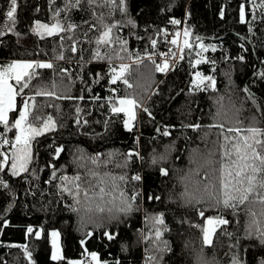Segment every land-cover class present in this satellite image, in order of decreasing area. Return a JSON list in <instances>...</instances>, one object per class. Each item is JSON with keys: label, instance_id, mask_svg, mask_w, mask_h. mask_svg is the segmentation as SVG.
Instances as JSON below:
<instances>
[{"label": "trees", "instance_id": "obj_1", "mask_svg": "<svg viewBox=\"0 0 264 264\" xmlns=\"http://www.w3.org/2000/svg\"><path fill=\"white\" fill-rule=\"evenodd\" d=\"M244 2L246 0H126L127 14H124L105 6L102 0L91 6L82 0L81 7L62 11L58 17L65 26L78 25L76 29L41 39L30 31L33 22L55 23L53 13L57 8H65L66 0H54L53 4L49 0H18L15 31L0 36V64L11 59L52 62L54 69L37 70L40 78L32 82L36 87L26 89V94L35 95L37 87L43 85L42 90H55L57 95L71 98L36 97L37 114L45 119L52 116L56 129L33 142V162L28 173L21 177H14L10 172L0 173V179L8 184L7 189L0 186V221H3L0 223V264H30L24 249L12 245H27L32 252L31 264H67V261L81 260L85 248L89 253H98L100 259L109 264H149V256H156L160 264H232L233 255H239L245 264H258L259 258L264 256V246L257 238H248L246 230L253 219L249 210L255 211L256 218L264 222V217H260L264 205L258 202L241 205L234 214L222 206L211 208L215 199H209L204 190V185H209L213 198L222 197L221 169L228 163L223 158V135H236L228 133L227 129L264 128V79L257 74L264 72V8L258 7L264 0H252L247 5L252 10L246 16L247 23H241L239 5ZM7 7V0H0V29L7 23L4 15ZM100 16L105 24L119 22L113 35L128 42L127 52L120 51L121 45L114 43L101 46V55H112L113 49L120 51L123 60H113L112 66L131 65L128 79L133 88L127 91L151 113L149 116L137 109L133 132L123 127V114H113L108 103L109 97L124 95L126 86L122 81L112 85L107 76L100 83H94L96 73L107 72L109 68L107 60L93 59L97 50L95 41L103 30L97 19ZM170 18L179 19L182 24L172 25ZM129 20L134 23L129 24ZM85 21L97 24V28L90 29ZM185 27L192 32V51H179L177 61L168 71L156 72L148 56L153 55L156 63L162 64L158 56L166 50L165 37L158 34L157 29L174 33L180 29L179 40L183 41ZM196 36L201 40L197 41ZM151 39L157 40L156 47L151 46ZM73 42L78 49L76 53L70 51ZM198 42L211 45L216 51L209 48L202 57L197 56L201 51ZM60 54L64 55V60L56 59ZM137 55L143 60L140 65L134 63ZM180 55L184 59H180ZM241 55L244 61L237 59ZM201 58L207 62L195 65ZM62 69H66L67 74ZM196 72L213 76L215 89L195 90L192 80ZM53 82L57 85L55 89ZM113 87L119 91H111ZM246 88L249 91H245ZM80 96L84 99H79ZM17 99L19 104L21 98ZM77 108L81 109L79 113ZM77 119L80 124L76 123ZM85 120L87 124L83 123ZM220 124L224 125L223 131L215 126ZM164 131L170 135H163ZM55 147L64 149L58 159L54 158ZM130 151L138 152L139 156L128 160ZM93 155L111 161L94 168L98 177L86 176V169L81 167ZM159 156L165 159L153 164V159ZM126 160L127 166H121ZM51 164L56 166L57 177L80 175L85 178L79 182L81 202L83 189L88 187L86 181L91 180L96 186L93 191L105 187L106 193H110L103 198L107 206H122V201L127 200L139 211L127 216L115 213L118 221L105 219L100 226L98 218L89 220L84 212L73 210L81 206L74 199L75 188L68 183L73 194L64 192L65 182L52 178ZM88 168L93 166L88 164ZM161 168L168 170L167 176L161 175ZM134 175L142 179L135 181ZM121 176L125 179L120 180ZM113 177L118 186L115 189ZM101 178L104 183L100 182ZM258 191L264 194V190ZM137 193L140 195L132 200ZM186 193L193 194L201 203L194 207L188 204ZM149 196L160 199L149 200ZM255 198L253 195L250 200ZM95 199L100 202L99 197ZM200 209L205 210L206 216L222 215L230 221L217 230L212 246L204 245L201 229L193 227L203 226L204 218L197 214ZM159 213L165 217L161 230L167 229L159 246L163 247L162 241L166 240L172 249L163 253L162 259L153 247V238L150 236L148 241H143L141 237V230L145 235L152 231L151 217ZM145 216L149 217L147 224ZM29 226L43 228L39 239L26 234ZM53 229L61 234L64 261H53L50 257L48 234ZM105 231L117 234V238L109 241L104 236ZM87 232L93 235L87 237ZM225 233L233 235L229 237ZM81 240L86 241L83 246Z\"/></svg>", "mask_w": 264, "mask_h": 264}, {"label": "snow or ice", "instance_id": "obj_2", "mask_svg": "<svg viewBox=\"0 0 264 264\" xmlns=\"http://www.w3.org/2000/svg\"><path fill=\"white\" fill-rule=\"evenodd\" d=\"M86 2L91 6L97 3V0H86ZM105 6L110 7L114 11H119L121 13L127 14V3L126 0H102ZM50 4L54 3V0H49ZM252 0H246V2L241 3L239 5V19L241 23H247L246 16L252 11L247 8L248 4H251ZM7 10L4 12V15L7 18V23L2 26L0 29V36H4L6 32H14L15 24H16V14L18 9V0H7ZM82 0H66L65 8L59 9L57 8L53 13V18L56 20L55 23L48 24L43 23L40 20H35L33 22V26L30 31L32 34L39 36L41 39L48 36H55L61 33H66L73 29H76L78 25L65 24L61 23L58 17L60 16L62 11H67L70 8L81 7ZM254 7H257L254 5ZM260 8H264V2L258 5ZM36 11L39 12L40 9L36 8ZM161 11H165V9H161ZM111 15V12L109 13ZM224 11L220 12L221 17L224 16ZM190 15V13H188ZM99 23L102 25L103 30L100 31L99 36L97 37L95 43L97 45V50L93 56L95 60H107L109 62V68L107 72H97V79L94 83H100V80L104 79L105 76L108 77V82L112 85H116L118 81H122V83L126 86L124 90V95H117L108 98V103L111 104V112L117 116L123 114V127L129 132H133L136 126L137 121V109H140L142 112L147 113L149 116L151 113L146 107H143L135 96L128 92V89L133 88V84L129 82L128 76L131 75V65L126 63H120L118 66H112V62L115 59L123 60V56L120 55V51L127 52V41L121 40L119 37L113 35V30L117 28L119 22L114 24H105L103 23V16L97 18ZM89 25L90 29H96L97 24L89 23L88 21L84 22ZM129 24H133L132 20L128 21ZM169 23L172 25H180L182 21L175 18H170ZM158 34H163L167 37V29H157ZM19 36L20 34L17 33ZM85 35H87L85 33ZM182 35L184 37L182 44L179 40L181 36V31H176L170 40L166 42L176 45L180 52L183 53L185 49H191L192 43H190V38L192 37V32L189 28L185 27L183 29ZM64 37L61 36V39ZM68 39H72L68 37ZM195 39L200 41L201 38L196 36ZM114 43H119L121 45L120 51L112 50L113 54L108 55L107 53L101 55L100 47L101 46H110ZM157 40L151 39V46L156 47ZM243 47V46H241ZM200 52L197 53V56L202 57V53L207 52L209 48L212 51H216L215 47L209 45L205 46L202 42L199 44ZM70 51L72 53H76L78 51L76 47V43L73 42L70 47ZM160 55L164 56L162 64L156 63L153 55H149L148 59L152 61L155 65L156 72H166L170 68L169 58L171 56H175V53H160ZM180 59H184L183 55H180ZM58 60H64L65 57L63 54H60L56 57ZM238 60L244 61L245 57L243 55L237 57ZM203 62H207L205 59H197L195 61V65H199ZM135 64L140 65L143 63V60L137 55ZM212 63H215L214 61ZM195 65H193L195 67ZM38 69H54V64L49 61H25V60H13L7 64H0V126H2V131H0V173L10 172L14 177H21L22 174L29 172V166L33 162V142L37 140L38 137L44 136L46 133L55 131L56 129V121L52 116H47V118H43L37 114V105H36V97L44 96V97H54L56 99H70L68 96H59L55 90H42L45 86L41 85L37 87L35 91V95H27L26 89L36 87L33 85V81L40 78V74L38 73ZM62 72L67 74L66 69H62ZM261 79H264V72L257 73ZM195 79L192 80V85L195 90H205L206 88L216 87V80L213 76H206L200 72L195 73ZM57 85L55 82L52 84V88L55 89ZM91 91V89H88ZM113 92H118L119 89L113 87L111 89ZM245 91H249L247 88ZM21 98L19 104L18 99ZM79 99L83 100L84 96H80ZM99 99V97H96ZM223 99V98H221ZM76 111L79 113L81 109L77 108ZM18 113V114H17ZM10 114H13L10 116ZM77 124H80L81 121L77 119ZM84 124H87L88 121H83ZM219 127L222 131L224 129V125H215ZM194 127L199 128L200 125H195ZM228 133H235V136L229 137L228 135H223L224 144L222 147L223 158H225L228 163L224 164L221 169L220 176V184L222 188V197L221 198H213L212 193L208 190L209 185H204L205 192L208 193L209 199H215V202L210 205L211 208L219 209L221 206L223 209H231L235 214L236 210L245 204H254L259 203L260 205H264V194H261L258 190H264V128H259L255 126H250L248 128H228ZM9 133H12V137H9ZM247 133V134H243ZM163 135L168 136L170 133L168 131H164ZM230 145V147H229ZM64 151L63 147H55L53 148L54 158L58 159L60 154ZM139 156L138 152L130 151L127 153V159L131 160L133 156ZM233 155L235 159H233ZM84 157H81L83 160ZM165 159L164 156H159L153 159V164L159 162V160ZM111 161L101 160L99 155L95 157H90L87 160V163H82L81 167L86 169V176L98 177L99 173L94 170L95 167H98L100 164L110 163ZM88 164H91L93 168H88ZM127 166V160L124 162V165ZM52 168V178L60 179L65 182V186L63 187L64 192L72 193V189L67 187L68 183H72L75 188L74 199L78 204H80L79 209H73L74 211H82L88 216L89 220H93L98 218L100 220V226H103V222L105 219L111 221L113 219L119 220V216L115 215V213H121L124 215H129L133 211H139V208H134L133 205L127 200L122 201V206L117 207H109L103 202L104 196L110 195V193H106L105 187H100L98 192L93 191L96 187L91 183V180H87L88 187L83 189V202L79 199L81 194V183L85 178L76 175L74 177L68 176H59L57 177V170L55 164H51ZM161 175L167 176L168 170L166 168L160 169ZM115 177L112 178V187L115 189L118 187L115 184ZM120 180H124L125 177H119ZM135 181H140L142 178L140 175H134L132 177ZM51 182V181H48ZM101 183H104L103 178L100 179ZM0 186L7 189L8 184L0 179ZM92 191V195H89V192ZM121 196H124V193H120ZM140 193L134 195L131 199L135 200ZM187 195V203L191 204L193 207L196 204L201 203L200 199H196L195 196L191 193H186ZM255 195L254 200H250V197ZM95 197L100 198V202H97ZM149 200H159V196H149ZM250 211V215L253 217L250 224L247 228V237L248 238H257L262 246H264V222L261 219H257V213L255 211ZM107 213V216L103 214ZM197 214L204 218L203 226L200 224L193 225V227L200 228L202 232L203 244L206 246H212L214 241L213 237L216 235L217 230L221 228V226H226L230 223V221L224 218L222 215L217 216H206L205 210H198ZM260 217H264V208L260 211ZM145 223L147 224L149 221V217L145 216ZM151 229L149 234H143L141 230V237L143 241H148L150 236L153 238V247L157 252L161 254V259L163 253L171 252L172 249L168 246V242L162 241L163 247H160L159 244L161 242V238L164 235V231H166V227L164 231L161 230L160 226L165 225V217L163 213H159L153 217H151ZM3 223V221H0ZM184 223V221H181ZM43 228L34 229L29 226L26 229V234L29 236H35L39 239L43 233ZM229 237H231L232 233H225ZM60 232L53 230L50 233L51 236V259L53 261H64L65 257L62 254V250L60 247ZM87 237H91L93 235L92 232H87L85 234ZM104 236L112 241L117 238V234H113L105 231ZM81 245L83 246L86 241L81 240ZM14 247H22L24 249V254L27 259L32 262V252L28 249L27 245H12ZM84 254L91 257L89 264H109L108 261H102L96 252H88V250L84 249ZM149 264L155 262V264H160V260L157 259L156 256L148 257ZM67 264H84L83 260H75V261H67ZM119 264V262H117ZM232 264H245L243 260L240 259L239 255H233ZM258 264H264V256L260 257L258 260Z\"/></svg>", "mask_w": 264, "mask_h": 264}, {"label": "built area", "instance_id": "obj_3", "mask_svg": "<svg viewBox=\"0 0 264 264\" xmlns=\"http://www.w3.org/2000/svg\"><path fill=\"white\" fill-rule=\"evenodd\" d=\"M178 30L180 31V29H178ZM167 34H168L167 37L164 36L165 42L172 38L174 32H173V30L172 31L169 30V31H167ZM169 52L175 53V56H171L169 58L170 65L172 66L178 59L179 48L176 45H172V44L166 42V50L163 53H169ZM158 59L164 60L165 57L160 55V56H158ZM92 157H95V156L93 155ZM81 260L84 261V264H88V262L90 261V256L85 255L83 252Z\"/></svg>", "mask_w": 264, "mask_h": 264}, {"label": "rangeland", "instance_id": "obj_4", "mask_svg": "<svg viewBox=\"0 0 264 264\" xmlns=\"http://www.w3.org/2000/svg\"><path fill=\"white\" fill-rule=\"evenodd\" d=\"M180 42H181V44H182V40H180ZM201 42H198L197 44L199 45ZM205 45V44H204ZM206 46V45H205ZM179 51H180V49H179ZM13 60H25V61H35V60H31V59H11V60H9V61H7L6 63H4V64H7V63H9V62H11V61H13ZM195 75V74H194ZM196 77L194 76V79H195ZM53 230H55V229H53ZM53 230H50L49 231V234H48V238H49V242H50V246H51V236H50V233H51V231H53ZM57 231V230H56ZM60 242V241H59ZM51 251H52V247H51V250H50V257H51ZM75 260H80V259H74V260H71V261H75ZM90 260H91V257H90ZM88 264H89V262H88Z\"/></svg>", "mask_w": 264, "mask_h": 264}, {"label": "water", "instance_id": "obj_5", "mask_svg": "<svg viewBox=\"0 0 264 264\" xmlns=\"http://www.w3.org/2000/svg\"><path fill=\"white\" fill-rule=\"evenodd\" d=\"M192 39L190 38V41H191ZM192 46L194 47V44L192 43ZM193 47L191 48V51H192V49H193Z\"/></svg>", "mask_w": 264, "mask_h": 264}]
</instances>
